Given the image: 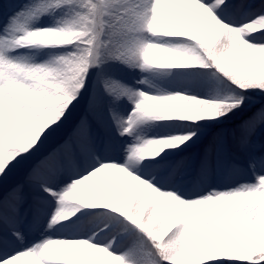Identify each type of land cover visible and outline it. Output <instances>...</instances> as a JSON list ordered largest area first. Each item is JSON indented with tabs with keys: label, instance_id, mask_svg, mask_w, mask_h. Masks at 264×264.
Instances as JSON below:
<instances>
[{
	"label": "snow or ice",
	"instance_id": "6c2138e0",
	"mask_svg": "<svg viewBox=\"0 0 264 264\" xmlns=\"http://www.w3.org/2000/svg\"><path fill=\"white\" fill-rule=\"evenodd\" d=\"M0 264H264V0H5Z\"/></svg>",
	"mask_w": 264,
	"mask_h": 264
},
{
	"label": "rangeland",
	"instance_id": "374dc122",
	"mask_svg": "<svg viewBox=\"0 0 264 264\" xmlns=\"http://www.w3.org/2000/svg\"><path fill=\"white\" fill-rule=\"evenodd\" d=\"M0 5H3V11L5 13H7L11 7V3H6L5 0H0ZM22 264H24V262H22Z\"/></svg>",
	"mask_w": 264,
	"mask_h": 264
},
{
	"label": "bare ground",
	"instance_id": "6f19581e",
	"mask_svg": "<svg viewBox=\"0 0 264 264\" xmlns=\"http://www.w3.org/2000/svg\"><path fill=\"white\" fill-rule=\"evenodd\" d=\"M24 264H27V262L25 261Z\"/></svg>",
	"mask_w": 264,
	"mask_h": 264
}]
</instances>
